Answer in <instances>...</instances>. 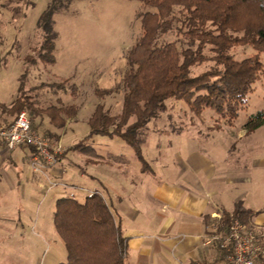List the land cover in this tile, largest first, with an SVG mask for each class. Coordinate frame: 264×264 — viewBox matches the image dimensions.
<instances>
[{"label": "rangeland", "instance_id": "rangeland-1", "mask_svg": "<svg viewBox=\"0 0 264 264\" xmlns=\"http://www.w3.org/2000/svg\"><path fill=\"white\" fill-rule=\"evenodd\" d=\"M50 2L51 0H0V119L11 120L18 112L13 111V101L16 97L25 95L31 96L36 105L42 108L52 104L77 106L75 115L66 118L63 126L53 124L46 112L35 117L32 123V127L41 136L51 133L59 137L60 141L49 143L52 148L61 142L60 155L65 149L64 158L58 164V160L53 164L63 170V175L53 179L57 182L54 185L44 175V171L53 165L44 164L40 158L37 161L31 158L29 167L35 178L28 185L29 189L25 190L22 223L17 220L18 210L8 213L11 211L8 204L4 209L7 212L5 219L8 220H0V264H57L66 260L63 239L56 232L53 223L55 198L49 200L52 191L57 186V190L66 193L65 195L73 193L75 197L82 199L90 189V177H82L79 174L80 167L88 175L98 173L104 177L106 185L111 184V174L115 170V165L107 161H92L96 156L91 150L75 148L74 145L80 140L88 139L83 145L89 143L105 156L110 151L128 154L138 167L146 166L147 159L153 158L155 162V153L157 155L160 151L175 150L176 144L187 149L190 145L187 133L200 135L201 138L197 136L198 141L195 142L203 149L212 150L215 147L217 151L220 148L229 150L232 144V149H235L242 143L253 145V152L249 157L264 155V125L249 131L246 138L238 143L234 142V136L230 137V132L235 135L239 130H246L251 114L264 110V71L258 74L247 95L246 105L237 119L233 120L232 127H228L226 117L217 115L209 108L195 114L185 101L169 100L168 109L147 124L145 144L140 147L141 158L120 137L93 134L87 138L90 133L88 119L98 104L111 114L120 112L121 82L127 67L126 53L142 33L136 12L147 10L148 7L139 0H56L57 9L52 14V26L56 32L54 61L45 63L37 57L43 40L38 24ZM180 36L173 29L161 35L158 43L175 40L181 48L184 44ZM230 52L236 60L257 54L264 68V50H257L250 45H236ZM205 53L210 55L208 51ZM212 65L213 61L206 60L192 67L191 74L198 75ZM71 85L76 89L73 94ZM97 90H103L104 93L98 94ZM26 113L28 114L27 111ZM248 164L250 167L251 163ZM247 171L255 173V191L250 192L247 199L250 201L255 194L259 205L257 210L263 211L264 169L252 167ZM1 176V181L9 184L14 174L11 169H7ZM63 181L77 185V188L74 187L75 192L68 191L73 188L70 185H61ZM53 185L54 188H51ZM2 187L3 185L0 187V198L4 190ZM14 196L15 192L9 193L7 203L15 200ZM125 263L128 264L127 260Z\"/></svg>", "mask_w": 264, "mask_h": 264}, {"label": "trees", "instance_id": "trees-1", "mask_svg": "<svg viewBox=\"0 0 264 264\" xmlns=\"http://www.w3.org/2000/svg\"><path fill=\"white\" fill-rule=\"evenodd\" d=\"M55 1L51 0L38 24L43 40L37 57L45 63L54 61ZM139 1L148 9L136 12L142 33L126 53L120 112L111 114L98 104L88 119L87 138L93 134L120 137L141 158L140 147L147 136V124L168 109L169 100L185 101L195 114L209 108L226 117L229 125L237 119L264 68L257 54L236 60L230 50L236 45L264 50V0ZM173 29L183 38L181 48L175 40L158 43L161 35ZM206 60L213 61V65L192 75L191 68ZM71 89L75 93L74 85ZM96 92L104 93L103 90ZM12 107L18 112L26 109L31 127L42 112L50 115L53 124L63 126L65 119L77 111L73 104L38 107L26 95L16 97ZM261 125H264V110L249 116L246 132ZM45 135L48 141L56 143L59 139L56 134ZM86 140H80L75 148L88 149L89 145H83ZM142 168L146 169L147 165ZM254 215L241 200L234 202L231 211H223L225 222L237 218L252 224ZM53 223L66 249V260L57 264H125L127 237L115 211L99 192L87 194L83 200L72 196L57 198Z\"/></svg>", "mask_w": 264, "mask_h": 264}, {"label": "crops", "instance_id": "crops-1", "mask_svg": "<svg viewBox=\"0 0 264 264\" xmlns=\"http://www.w3.org/2000/svg\"><path fill=\"white\" fill-rule=\"evenodd\" d=\"M14 117L11 120L0 119V124H9ZM181 130L184 132L182 128ZM239 131L235 135L230 132V137H235V143L245 139L248 134L246 130ZM186 136L190 137L187 139L190 142L187 149L176 144L177 148L172 152L158 151L154 155L155 162L153 158L147 159V170L134 164L128 154L110 151L105 156L91 144H85L90 147L84 150H91L96 156L92 161H107L115 165V170L111 174V184L106 185L104 177L98 173L88 175L80 167L79 174L90 177V189L82 199H78L73 193L65 195L66 193L57 190V186L54 188L57 182L53 179L63 175V170L56 166L64 158L63 147L64 152L58 157L57 164L45 171L43 169L44 175L54 183L49 200L62 196L83 200L87 194L99 192L115 211L123 234L127 237L128 264H217L221 259V252L203 242L212 213L219 210L231 211L234 202L241 200L254 211L252 223L264 231V210H257L259 205L255 194L250 201L247 199L250 192L255 191V173L247 170L252 167L264 169V155L249 157L253 152V145L242 143L235 145V149H232V144L229 150L220 148L217 151L215 147L212 150L203 149L195 142L200 135L187 133ZM44 137L47 139L46 135ZM34 153L30 146L8 150L0 141V187L3 185L4 188L0 198V220H8L5 219L7 212L4 211L8 204L11 209L8 213L18 210L17 220L22 223L25 190L29 189L28 185L35 178L29 167ZM248 163H251L250 167ZM7 169H11L14 174L9 184L1 181V175ZM61 185L73 187L68 189L71 192H75L74 187H78L64 181ZM13 192L16 199L7 203L9 193Z\"/></svg>", "mask_w": 264, "mask_h": 264}, {"label": "built area", "instance_id": "built-area-1", "mask_svg": "<svg viewBox=\"0 0 264 264\" xmlns=\"http://www.w3.org/2000/svg\"><path fill=\"white\" fill-rule=\"evenodd\" d=\"M0 141L8 150L23 146L34 148L33 161L40 158L44 164L53 165L60 156V143L51 148L49 141L32 129L24 110L19 111L9 124H0ZM203 242L221 252V259L217 264H262L264 260L262 228L237 218L225 222L222 210L211 214Z\"/></svg>", "mask_w": 264, "mask_h": 264}]
</instances>
